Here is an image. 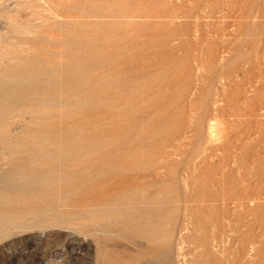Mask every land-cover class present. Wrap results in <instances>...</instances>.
Returning a JSON list of instances; mask_svg holds the SVG:
<instances>
[{"label":"rangeland","instance_id":"1","mask_svg":"<svg viewBox=\"0 0 264 264\" xmlns=\"http://www.w3.org/2000/svg\"><path fill=\"white\" fill-rule=\"evenodd\" d=\"M50 1L0 0V264H264V0Z\"/></svg>","mask_w":264,"mask_h":264},{"label":"bare ground","instance_id":"2","mask_svg":"<svg viewBox=\"0 0 264 264\" xmlns=\"http://www.w3.org/2000/svg\"><path fill=\"white\" fill-rule=\"evenodd\" d=\"M51 1H52V0H51ZM51 1H50V2H51ZM53 1H54V0H53ZM39 2H40V1H39ZM42 2L44 3L45 1H42ZM55 2H56V1H55ZM53 3H54V2H53ZM63 3H64V2H63ZM51 4H52V3H51ZM56 4H57V3H56ZM56 4H55V5H56ZM61 4H62V3H61ZM61 4H60V5H61ZM49 6H50V5H49ZM52 6H54V5H51V7H52ZM62 6H63V5H62ZM62 6H61V7H62ZM61 7H60V8H61ZM54 8H55V7H54ZM50 9H51V8H50ZM55 9H56V8H55ZM55 9H53V10H55ZM53 10H51V11H53ZM51 11H50V12H51ZM80 11H81V10H80ZM93 11H94V10H93ZM102 12H103V11H102ZM83 13H84V12H83ZM12 23H13V22H12ZM15 26L17 27V25H15ZM11 27H12V26H11ZM12 28H13V27H12ZM17 28H18V27H17ZM16 30H17V29H16ZM16 30H15V31H16ZM10 31H11V30H10ZM21 31H22V30H21ZM21 31H20V32H21ZM7 34H8V33H7ZM18 35H19V34H18ZM27 37H28V36H27ZM8 41H9V40H8ZM10 41H12V39H11ZM15 42H17V41L15 40ZM25 43H26V42H25ZM22 47H23V46H22ZM18 48H19V47H18ZM4 49H5V48H4ZM13 49H14V48H13ZM6 50H7V49H6ZM2 51H5V50L2 49ZM6 53H7V52H6ZM7 54H8V53H7ZM2 56H3V54H2ZM8 57H9V56H8ZM0 58H1V57H0ZM17 59H18V58H17ZM31 59H33V58H31ZM31 59H29V60H31ZM5 60H6V59H5ZM31 61H32V60H31ZM39 61H40V60H39ZM35 62H36V60H35ZM25 63H26V62H25ZM28 63H29V62H28ZM28 63H27V64H28ZM32 63H33V61H32ZM39 63H41V62H39ZM27 64H26V65H27ZM24 65H25V64H24ZM26 65H25V66H26ZM32 65H33V64H32ZM27 66H28V65H27ZM34 67H35V66H34ZM39 67H40V65H39ZM43 70H44V69H43ZM51 70H52V69H51ZM30 71H31V70H30ZM49 71H50V70H49ZM7 72H8V71H7ZM15 72H16V71H15ZM15 72H14V70H13V73H15ZM18 72L20 73V71H18ZM25 72H26V71H25ZM34 72H35V71H34ZM36 72H37V71H36ZM68 72H70V71H68ZM16 73H17V72H16ZM21 73H22V72H21ZM30 73H31V72H30ZM42 73H43V72H42ZM4 74H6V73H4ZM22 74H23V73H22ZM44 74H45V73H44ZM7 75L9 76L10 73L7 74ZM23 75H24V74H23ZM24 76H25V75H24ZM34 76H35V75H33L32 78H34ZM38 76L41 77L42 75L39 74ZM17 77H18V76H17ZM30 77H31V76H30ZM20 78H21V76H20ZM20 78H18V80H19ZM48 78H49V77H48ZM10 79H11V78H10ZM13 79H14V78H13ZM16 80H17V79H16ZM22 80H23V79H22ZM30 80H33V79H30ZM34 81H35L34 84H37L36 80H34ZM34 81H33V82H34ZM28 82H29V81H28ZM2 83H3V82H2ZM25 83H26V82H25ZM29 83H31V82H29ZM9 84L11 85V83H9ZM9 84H8V85H9ZM18 84H21V80H20V83H18ZM32 84H33V83H32ZM41 84H42V83H41ZM43 84H44V83H43ZM48 84H49V83H48ZM60 84H61V83H60ZM5 85H6V84H5ZM8 85H7V86H8ZM29 85H30V84H29ZM45 85H47V83H46ZM17 86H18V85H17ZM27 86H28V85H27ZM33 86H34V85H33ZM4 87H5V86H4ZM29 87H31V85H30ZM9 88H10V87H9ZM21 88H22V86H21ZM21 88H20V89H21ZM27 88H28V87H27ZM27 88H25V89H27ZM34 88H35V87H34ZM5 90H6V89H5ZM21 90H23V89H21ZM2 91H3V90H2ZM6 91H7V90H6ZM19 91H20V90H19ZM24 91H26V90H24ZM24 91H23V92H24ZM27 91H28V90H27ZM27 91H26V92H27ZM29 91H30V88H29ZM0 92H1V91H0ZM7 93H8V92H7ZM14 93H16V92H14ZM14 93H13V95H15ZM27 93H28V92H27ZM33 94H35V93H33ZM33 94H32V95H33ZM20 95H21V94H20ZM32 95H31V96H32ZM16 96L18 97L19 95H16ZM16 96H14V97H16ZM21 96H22V95H21ZM31 96H30V97H31ZM22 97H23V96H22ZM24 98H25V97H24ZM28 98H29V97H28ZM36 98L38 99V97H36ZM22 99H23V98H22ZM30 99H31V98H30ZM37 99H36V100H37ZM13 100H14V99H13ZM18 100H19V99H18ZM18 100H17V101H18ZM46 100H48V99H46ZM61 100H63V99H61ZM14 101H15V100H14ZM21 101H22V100H21ZM24 101H25V99H24ZM27 101H28V99H27ZM29 101H30V100H29ZM51 101L53 102V100H51ZM58 101H60V100H58ZM3 102H4V101H3ZM19 102H20V101H19ZM19 102H18V103H19ZM30 102H31V101H30ZM40 102H41V101H40ZM1 103H2V102H1ZM21 103H22V102H20L19 104H21ZM31 103H32V102H31ZM45 103H46V102H45ZM59 103H60V102H59ZM16 104H17V102H16ZM28 104H29V103H28ZM35 104H36V103H35ZM35 104H34V105H35ZM40 104H41V103H40ZM42 104H43V103H42ZM46 104H47V103H46ZM46 104H45V105H46ZM4 105H5V104H4ZM23 105H24V103H23ZM36 105H37V104H36ZM47 105H48V104H47ZM5 106H6V105H5ZM5 106H4V107H5ZM7 106H8V104H7ZM9 106H11V105H9ZM13 107H14V106H13ZM21 107H22V106H21ZM7 108H8V107H7ZM11 108H12V107H11ZM27 108H28V107H27ZM16 109H17V108H16ZM23 109H24V108H23ZM2 111H3V110H2ZM34 112H35V111H34ZM4 113H6V112H4ZM20 113H21V112H20ZM0 114H2V112H1ZM32 114H33V113H32ZM17 115H19V114H17ZM26 115H27V114H26ZM1 116H2V115H1ZM5 117H7V116L5 115ZM16 117H17V116H16ZM20 117H21V116H20ZM46 117H47V116H46ZM7 118H9V117H7ZM17 118H18V117H17ZM47 118H48V117H47ZM13 120H14V119H13ZM15 120H16V119H15ZM50 120H51V119H50ZM9 121H10V119H9ZM46 121H48V119H47ZM0 124H1V122H0ZM7 124H8V123H7ZM9 124H10V123H9ZM9 124H8V125H9ZM4 127H7V126H4ZM8 127H9V126H8ZM1 129H2V128H1ZM1 129H0V130H1ZM52 136H53V135H52ZM3 137H4V136H3ZM6 138H7V137H6ZM48 138H50V137H48ZM0 139H2V137H1ZM3 139H4V138H3ZM28 140H29V139H28ZM15 141H16V140H15ZM29 142H30V140H29ZM1 143H2V142H0V144H1ZM10 143H11V142H10ZM2 144H3V143H2ZM2 144H1V145H2ZM4 146H6V145H4ZM33 146H34V145H33ZM33 146H32V147H33ZM29 149H30V148H29ZM35 149L37 150L36 147H35ZM61 149H62V148H61ZM14 150H15V149H14ZM41 150H42V149H41ZM6 151H7V150H6ZM34 151H35V150H34ZM38 151H39V153H40V150H38ZM38 151H37V152H38ZM59 151H60V150H59ZM4 152H5V151H4ZM12 152H13V151H12ZM16 152H17V151H16ZM19 152H20V151H19ZM37 152H36V153H37ZM44 152H45V151H44ZM0 153H1V152H0ZM44 155H45V154H44ZM39 156H40V154H39ZM39 156H37V157H39ZM42 157H43V156H42ZM39 158H40V157H39ZM69 158H70V157H69ZM28 159H29V158H28ZM43 159H44V158H43ZM19 160H20V159H19ZM24 160H25V159H24ZM25 161H26V160H25ZM28 161H29V160H28ZM31 161L33 162L34 160H31ZM23 162H24V161H23ZM26 163H27V162H26ZM28 163H29V162H28ZM30 163H31V162H30ZM78 163H79V162H78ZM33 164H34V163H33ZM33 164H31L30 167H32ZM21 165H22V164H21ZM22 166H23V165H22ZM26 166H27V165H26ZM24 167H25V166H24ZM30 167H29V169H30ZM33 167H34V166H33ZM27 168H28V167H27ZM34 168H35V167H34ZM128 168H129V166H128ZM19 169H20V168H19ZM19 169H18V170H19ZM25 169H26V167H25ZM29 169H28V170H29ZM12 170H13V169H12ZM18 170H17V171H18ZM26 170H27V169H26ZM15 171H16V170H15ZM37 171H38V170H37ZM39 172H40V171H39ZM39 172H38V174H39ZM85 172H86V171H85ZM33 174H34V173H33ZM33 174H32V175H33ZM40 174H41V173H40ZM42 174H43V172H42ZM92 174H96V173H92ZM32 175H31V176H32ZM35 175H36V174H35ZM40 176H41V175H40ZM89 176H90V175H89ZM35 177H36V176H35ZM38 177H39V176H38ZM90 177H91V176H90ZM90 177H88V178L90 179ZM4 178H5V177H4ZM33 178H34V177H33ZM36 178H37V177H36ZM49 178H50V177H49ZM49 178H48V179H49ZM57 178H58V177H57ZM64 178H66V177H64ZM64 178H63V179H64ZM5 179H8V177L5 178ZM26 179H27V178H26ZM29 179H30V178H29ZM34 179H35V178H34ZM34 179H33V180H34ZM8 180H9V179H8ZM44 180H45V179H44ZM55 180H56V179H55ZM86 180H87V178H86ZM94 180H95V179H93V181H94ZM96 180H97V179H96ZM11 181H14V180H11ZM15 181H16V180H15ZM53 181H54V180H53ZM84 181H85V180H84ZM89 182H90V181H89ZM90 183H91V182H90ZM59 184H60V183H59ZM91 184H92V183H91ZM0 185H1V182H0ZM5 186H6V185H5ZM14 186H15V185H14ZM14 186L12 185V187H14ZM36 186H38V185H36ZM58 186H59V185H58ZM70 186H71V185H70ZM1 187H2V185H1ZM8 187H9V186H8ZM38 187H39V186H38ZM40 187H41V186H40ZM40 187H39V188H40ZM68 187H69V186H68ZM44 188H45V187H44ZM66 188H67V187H66ZM5 189H6V187H5ZM41 189H42V188H41ZM49 189H50V188H49ZM49 189H47V190H49ZM58 189H59V188H58ZM9 190H10V189H9ZM45 190H46V189H44V191H45ZM67 190H68V189H67ZM79 190H80V187H79ZM79 190H77V191H79ZM35 191H36V190H35ZM35 191H33V192H35ZM38 191H39V190H38ZM44 191H43V192H44ZM63 191H64V190H63ZM45 192H46V191H45ZM58 192H59V190H58ZM67 192H68V191H67ZM71 192L74 194L73 191H71ZM75 192H76V190H75ZM30 193H31V192H29V194H30ZM37 193H38V192H37ZM52 193H53V192H52ZM31 194H32V193H31ZM41 194H42V193H41ZM43 194H44V193H43ZM48 194H49V193H48ZM50 194H51V193H50ZM65 194H66V193H65ZM65 194H64V195H65ZM58 195H60V194H58ZM58 195H57V196H58ZM50 197H51V196H50ZM70 197H71V196H70ZM52 198H53V197H52ZM57 198H58V197H57ZM68 198H69V196H68ZM33 199L35 200V198H33ZM33 199H32V200H33ZM65 199H66V198H65ZM70 199H71V198H70ZM36 200H37V198H36ZM50 200H51V199H50ZM59 200H60V198H59ZM62 200L64 201V198H63ZM47 201H48V200H47ZM56 201H57V199H56ZM57 202H58V201H57ZM60 202L62 203V201H59V203H60ZM63 203H64V202H63ZM50 204H51V203H50ZM54 204H55V203H54ZM54 204H53V205H54ZM56 205H57V204H56ZM58 205H59V204H58ZM58 205H57V206L54 205V207H58ZM1 213H2V212H1ZM7 216H8V215H7ZM11 216L13 217V215H11ZM11 216H10V217H11ZM0 217H1V216H0ZM8 217H9V216H8ZM12 217H11V218H12ZM3 218H4V216H3ZM5 218H6V217H5ZM11 218H10V219H11ZM6 219H7V218H6ZM11 220H12V222H14L13 219H11ZM3 222H4V221H3ZM7 222H8V220H7ZM10 223H11V222H10ZM4 224H5V223H4ZM4 224H3V225H4ZM0 227L2 228V226H0ZM4 227H5V226H4Z\"/></svg>","mask_w":264,"mask_h":264}]
</instances>
